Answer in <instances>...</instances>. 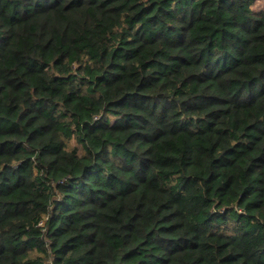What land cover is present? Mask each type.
I'll return each mask as SVG.
<instances>
[{"label":"trees","instance_id":"1","mask_svg":"<svg viewBox=\"0 0 264 264\" xmlns=\"http://www.w3.org/2000/svg\"><path fill=\"white\" fill-rule=\"evenodd\" d=\"M254 1L0 0V264H264Z\"/></svg>","mask_w":264,"mask_h":264},{"label":"rangeland","instance_id":"2","mask_svg":"<svg viewBox=\"0 0 264 264\" xmlns=\"http://www.w3.org/2000/svg\"><path fill=\"white\" fill-rule=\"evenodd\" d=\"M252 9L255 12H258V11L264 9V0H255L253 5H252Z\"/></svg>","mask_w":264,"mask_h":264},{"label":"built area","instance_id":"3","mask_svg":"<svg viewBox=\"0 0 264 264\" xmlns=\"http://www.w3.org/2000/svg\"><path fill=\"white\" fill-rule=\"evenodd\" d=\"M42 222H40V224H41Z\"/></svg>","mask_w":264,"mask_h":264}]
</instances>
